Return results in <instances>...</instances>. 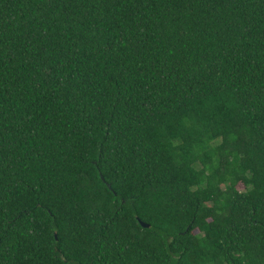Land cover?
<instances>
[{
	"label": "trees",
	"instance_id": "1",
	"mask_svg": "<svg viewBox=\"0 0 264 264\" xmlns=\"http://www.w3.org/2000/svg\"><path fill=\"white\" fill-rule=\"evenodd\" d=\"M0 264H264V0H0Z\"/></svg>",
	"mask_w": 264,
	"mask_h": 264
},
{
	"label": "water",
	"instance_id": "2",
	"mask_svg": "<svg viewBox=\"0 0 264 264\" xmlns=\"http://www.w3.org/2000/svg\"><path fill=\"white\" fill-rule=\"evenodd\" d=\"M138 220H139L140 224H141L144 228H150V225H149V224H147V223L141 221L140 219H138Z\"/></svg>",
	"mask_w": 264,
	"mask_h": 264
},
{
	"label": "rangeland",
	"instance_id": "3",
	"mask_svg": "<svg viewBox=\"0 0 264 264\" xmlns=\"http://www.w3.org/2000/svg\"><path fill=\"white\" fill-rule=\"evenodd\" d=\"M238 189H239L240 191H243L244 188H243L242 185H239V186H238Z\"/></svg>",
	"mask_w": 264,
	"mask_h": 264
}]
</instances>
